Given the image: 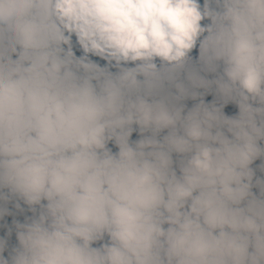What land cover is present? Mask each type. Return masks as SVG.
<instances>
[{"label": "clouds", "instance_id": "1", "mask_svg": "<svg viewBox=\"0 0 264 264\" xmlns=\"http://www.w3.org/2000/svg\"><path fill=\"white\" fill-rule=\"evenodd\" d=\"M0 264H264V0H0Z\"/></svg>", "mask_w": 264, "mask_h": 264}]
</instances>
